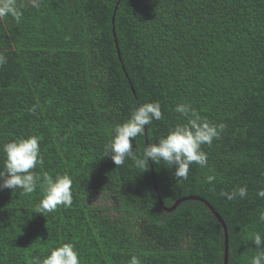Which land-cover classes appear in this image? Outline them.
Listing matches in <instances>:
<instances>
[{
    "label": "trees",
    "instance_id": "1",
    "mask_svg": "<svg viewBox=\"0 0 264 264\" xmlns=\"http://www.w3.org/2000/svg\"><path fill=\"white\" fill-rule=\"evenodd\" d=\"M16 3L19 22L0 18V145L36 136L43 164L33 193L0 189V264H32L65 243L80 264H224L225 230L206 204L165 210L188 198L225 222L229 264H250L249 237L264 236V0ZM155 102L162 119L132 140L138 155L187 123L177 104L225 125L186 180L150 158L142 169L105 156L114 127ZM45 174L72 179L71 207L36 213ZM240 186L244 198L220 195Z\"/></svg>",
    "mask_w": 264,
    "mask_h": 264
},
{
    "label": "clouds",
    "instance_id": "2",
    "mask_svg": "<svg viewBox=\"0 0 264 264\" xmlns=\"http://www.w3.org/2000/svg\"><path fill=\"white\" fill-rule=\"evenodd\" d=\"M33 0V7H35ZM11 16L17 22L23 16L17 7L16 0H0V18ZM7 63V57L0 54V66ZM176 113L187 119V123L177 125L170 129L166 136H161L156 143H150L142 155L133 150L132 140L145 132V126L154 120L162 119L161 105L158 102L144 103L136 107L129 119L122 124H117L113 135L105 146V156H110L114 164L122 166L127 159L134 162L138 168L148 166L149 158L156 164L163 163L166 167L175 166L174 177L176 180H186L190 167L196 164L206 167L208 164L207 153L202 150V145H211L214 139L220 138V133L225 125L210 124L202 121L196 110L188 103L177 104ZM0 154H3V170H0V189L22 190L24 194L36 191L40 176L32 170L37 165L43 164L40 154L39 138L29 136L0 145ZM214 176H207L208 183L214 181ZM72 179L67 175H57L55 178L45 174L41 184L43 196L36 207V213L44 215L54 212L58 206L71 207L73 203ZM222 197L232 201L247 196V186H240L231 192H221ZM259 198H264V189L257 192ZM259 221L264 222V211L259 213ZM256 245L257 253L250 264H264V236L253 233L249 237ZM32 264H80L78 252L71 243H65L50 250V254L42 259L33 258ZM129 264H141L138 257L132 256Z\"/></svg>",
    "mask_w": 264,
    "mask_h": 264
},
{
    "label": "water",
    "instance_id": "3",
    "mask_svg": "<svg viewBox=\"0 0 264 264\" xmlns=\"http://www.w3.org/2000/svg\"><path fill=\"white\" fill-rule=\"evenodd\" d=\"M115 36V35H114ZM116 37V36H115ZM116 44H117V47H118V41L116 40ZM119 55H121L120 51L118 52ZM133 92L135 93L134 89H133ZM147 135V133H146ZM147 141H148V138H146ZM154 176V174H153ZM155 190L158 194V197H159V202L161 204V206H164V203L162 202V198L160 197V194H159V191H158V187L157 185H155ZM188 200H197V201H200L204 204H206L210 210L212 211V213L215 215V217L219 220V222L222 224L224 230H225V258H224V264H229V236H228V229H227V226L225 224V222L222 220L221 216L214 210V208L209 204L207 203L204 199H200V198H188V199H182L180 200L179 202H177L175 204V206H173L172 208L168 209L166 208L165 210L168 212V213H171L173 211L176 210V208L182 203V202H185V201H188Z\"/></svg>",
    "mask_w": 264,
    "mask_h": 264
}]
</instances>
